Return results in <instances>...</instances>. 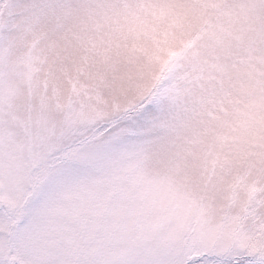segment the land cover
<instances>
[{"label": "snow or ice", "instance_id": "obj_1", "mask_svg": "<svg viewBox=\"0 0 264 264\" xmlns=\"http://www.w3.org/2000/svg\"><path fill=\"white\" fill-rule=\"evenodd\" d=\"M0 264H264V0H0Z\"/></svg>", "mask_w": 264, "mask_h": 264}]
</instances>
